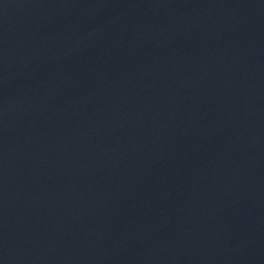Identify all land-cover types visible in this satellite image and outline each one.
<instances>
[{"label": "water", "instance_id": "95a60500", "mask_svg": "<svg viewBox=\"0 0 264 264\" xmlns=\"http://www.w3.org/2000/svg\"><path fill=\"white\" fill-rule=\"evenodd\" d=\"M0 264H264V0H0Z\"/></svg>", "mask_w": 264, "mask_h": 264}]
</instances>
